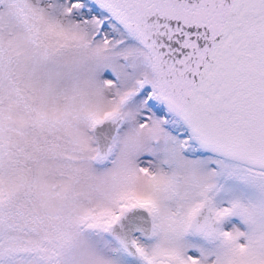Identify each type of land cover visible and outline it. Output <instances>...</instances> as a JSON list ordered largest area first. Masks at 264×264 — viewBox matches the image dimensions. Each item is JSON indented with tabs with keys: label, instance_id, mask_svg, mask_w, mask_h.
<instances>
[{
	"label": "snow or ice",
	"instance_id": "6c2138e0",
	"mask_svg": "<svg viewBox=\"0 0 264 264\" xmlns=\"http://www.w3.org/2000/svg\"><path fill=\"white\" fill-rule=\"evenodd\" d=\"M0 264H264V0H0Z\"/></svg>",
	"mask_w": 264,
	"mask_h": 264
}]
</instances>
